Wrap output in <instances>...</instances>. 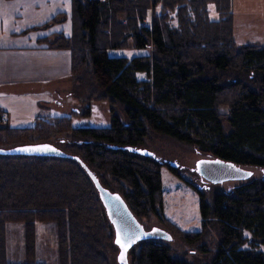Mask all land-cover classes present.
Masks as SVG:
<instances>
[{
  "label": "trees",
  "instance_id": "obj_1",
  "mask_svg": "<svg viewBox=\"0 0 264 264\" xmlns=\"http://www.w3.org/2000/svg\"><path fill=\"white\" fill-rule=\"evenodd\" d=\"M208 3L217 20H209ZM148 12L149 24H142ZM50 42L69 50L71 76L89 70L104 96L124 107L126 120L112 113L106 127H72L68 116L36 117L26 127L0 122V264H11L6 222L22 224L28 256L34 222H52L57 264H110L101 241L110 242L112 227L91 176L117 193L136 220L160 211L162 164L134 151L148 131L211 158L264 168V46L234 44L230 0H71L70 34ZM130 48L148 52L128 60L107 55ZM67 132L75 141L59 149L63 156L5 152L51 144ZM108 179L126 187L111 190ZM198 211L201 230L210 218L220 236L204 264H264L263 179L215 192L209 203L198 193ZM165 223L188 243L199 236ZM244 232L261 250L241 248ZM167 241L137 242L127 264H193L172 256Z\"/></svg>",
  "mask_w": 264,
  "mask_h": 264
},
{
  "label": "rangeland",
  "instance_id": "obj_2",
  "mask_svg": "<svg viewBox=\"0 0 264 264\" xmlns=\"http://www.w3.org/2000/svg\"><path fill=\"white\" fill-rule=\"evenodd\" d=\"M209 20H217L218 15L212 3L206 5ZM232 14V39L237 46L259 45L264 46V0H230ZM60 19V18H59ZM150 13L142 20V24H149ZM174 24V21L171 22ZM48 45L51 44L47 43ZM148 50L140 48L108 49L110 57H125L127 60L133 56L147 53ZM228 73L223 74L225 78ZM138 80H146L145 73H137ZM45 97L44 108L35 112L36 117H60L71 118L72 127H106L110 124L111 114H115L121 121H125L124 107L118 103L110 102V98L104 96L92 78L89 70L72 76L65 83L62 90H48ZM36 111V110H35ZM219 111L226 113L227 106L221 105ZM34 120H24L18 123H5L11 127H26L33 125ZM71 134L60 133L51 140L58 149H63L65 144L74 142ZM145 149L151 156L159 160L161 181L162 208L156 212L148 211L144 217H138V222L145 230L153 227L164 230L170 235L166 244L171 249V255L186 260L193 264L207 263L213 256L220 236L216 223L208 218L204 230L200 227V215L198 211V193H202L209 203L215 192H231V189L241 183L253 179L264 180V168L243 166L251 171V176L244 181H226L221 184H209L201 179L194 171V163L200 158H210L200 154L191 146L179 143L164 135L148 131L143 143L137 146ZM168 165V166H167ZM171 168V169H170ZM111 190L119 186L124 187V182L114 183L107 180ZM126 187V186H125ZM198 190V193L197 191ZM159 212V213H158ZM181 231L190 233L199 231V236L193 243L183 240L177 232L168 224ZM4 250L6 262L11 264L56 263V239L55 227L52 222H34L32 236L31 255H27L24 248V233L22 224L18 222H6L3 224ZM111 235H113L111 233ZM247 241L242 249L252 248L261 250L253 241L248 232H244ZM102 239L101 252L107 257L110 264H118L116 261L117 247ZM130 256L127 255L129 263Z\"/></svg>",
  "mask_w": 264,
  "mask_h": 264
},
{
  "label": "crops",
  "instance_id": "obj_3",
  "mask_svg": "<svg viewBox=\"0 0 264 264\" xmlns=\"http://www.w3.org/2000/svg\"><path fill=\"white\" fill-rule=\"evenodd\" d=\"M70 12L71 0H0L4 123L35 120V112L45 107L48 90H62L71 80L69 50L45 43L70 34Z\"/></svg>",
  "mask_w": 264,
  "mask_h": 264
},
{
  "label": "water",
  "instance_id": "obj_4",
  "mask_svg": "<svg viewBox=\"0 0 264 264\" xmlns=\"http://www.w3.org/2000/svg\"><path fill=\"white\" fill-rule=\"evenodd\" d=\"M43 146H47L45 149ZM21 149H39L22 151ZM136 153L150 156L145 149H134ZM8 154L35 155V156H63L64 154L48 143L22 145L14 147ZM195 173L209 184H221L226 181H244L251 176V171L235 165L232 162L218 158H200L194 163ZM101 206L112 227L113 244L117 247L116 261L118 264H127V253L137 242L145 239L170 240V235L164 230L153 227L145 230L127 208L123 199L117 194L103 188L92 177ZM119 240V243L117 242ZM123 254V260L121 255Z\"/></svg>",
  "mask_w": 264,
  "mask_h": 264
},
{
  "label": "snow or ice",
  "instance_id": "obj_5",
  "mask_svg": "<svg viewBox=\"0 0 264 264\" xmlns=\"http://www.w3.org/2000/svg\"><path fill=\"white\" fill-rule=\"evenodd\" d=\"M45 149H47V146H43ZM22 151H34L39 149H21ZM119 243V240L117 241ZM121 259L123 260V254L121 255Z\"/></svg>",
  "mask_w": 264,
  "mask_h": 264
},
{
  "label": "built area",
  "instance_id": "obj_6",
  "mask_svg": "<svg viewBox=\"0 0 264 264\" xmlns=\"http://www.w3.org/2000/svg\"><path fill=\"white\" fill-rule=\"evenodd\" d=\"M5 117L3 115L0 116V122H4Z\"/></svg>",
  "mask_w": 264,
  "mask_h": 264
}]
</instances>
